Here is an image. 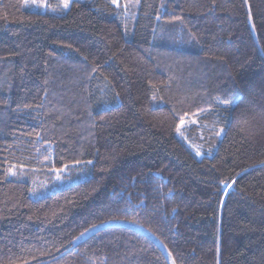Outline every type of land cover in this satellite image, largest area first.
Wrapping results in <instances>:
<instances>
[{"label": "trees", "instance_id": "1", "mask_svg": "<svg viewBox=\"0 0 264 264\" xmlns=\"http://www.w3.org/2000/svg\"><path fill=\"white\" fill-rule=\"evenodd\" d=\"M57 2L0 0V264H264V0Z\"/></svg>", "mask_w": 264, "mask_h": 264}, {"label": "rangeland", "instance_id": "2", "mask_svg": "<svg viewBox=\"0 0 264 264\" xmlns=\"http://www.w3.org/2000/svg\"><path fill=\"white\" fill-rule=\"evenodd\" d=\"M72 1L73 0H69V5L71 4ZM108 1H110L116 7L122 5V6H125V8H127L128 4H129L128 2H125V0H117V3H115V4L112 2V0H108ZM27 3L29 5V7H31V8L45 10L47 8V4L49 3V0H27ZM57 3L59 4V6H57V8H59L60 10H66L67 9V8L63 7V0H58ZM59 9H53V11L57 12ZM196 124H198V118H192L190 121H184L183 120V124H180V126H179V128H180L179 135L181 136V138H183V137L186 138V132H189L191 130V126H194ZM62 175H63L62 172H56L55 171L54 179L56 181L62 182V180H63ZM31 196L35 197L33 193H31Z\"/></svg>", "mask_w": 264, "mask_h": 264}, {"label": "snow or ice", "instance_id": "3", "mask_svg": "<svg viewBox=\"0 0 264 264\" xmlns=\"http://www.w3.org/2000/svg\"><path fill=\"white\" fill-rule=\"evenodd\" d=\"M112 2L115 4V3H117V0H112ZM63 7L64 8H68L69 7V0H63ZM181 124H183V121H181ZM177 131L178 132L180 131L179 127L177 128ZM219 134L220 133H217V135H219ZM197 154H199V153H197ZM57 171H59V170H57ZM9 172H10V174H14V171H13L12 168L9 169ZM85 231H87V229ZM81 235H83V233H81ZM173 264H175V261H173Z\"/></svg>", "mask_w": 264, "mask_h": 264}]
</instances>
